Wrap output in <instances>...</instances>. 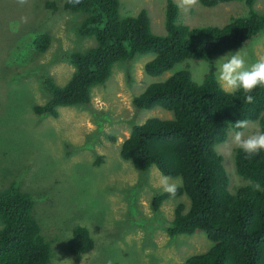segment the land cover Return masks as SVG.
Wrapping results in <instances>:
<instances>
[{
    "label": "rangeland",
    "instance_id": "obj_1",
    "mask_svg": "<svg viewBox=\"0 0 264 264\" xmlns=\"http://www.w3.org/2000/svg\"><path fill=\"white\" fill-rule=\"evenodd\" d=\"M47 2L58 10L51 12ZM63 2L0 0V71L11 64L5 77L9 89L0 77V190L15 181L32 195L34 215L51 246L52 264H184L188 257L212 246L201 231L175 237L167 233L176 207L181 204L188 210L190 201L185 196L168 199L158 211L153 210L152 198L164 193L156 185L161 173L154 166L144 172L135 170L120 153L134 125L149 118H173L162 108L137 110L132 99L180 70L190 71L193 81L200 84L208 63L189 60L151 77L144 73V65L154 55H137L130 62L116 63L108 81L92 90L88 104L58 108L57 118L37 116L31 107L43 105L49 98L42 86L43 77L50 76L64 85L74 70L66 56L95 44L93 39L77 35L82 15L65 11ZM119 2L122 17L146 10L151 32L166 35V0ZM251 10L262 14L264 0H254L252 8L240 1L215 7L198 3L188 11L179 9L176 23L195 29L222 27ZM42 34H48L51 42L46 52L37 54L31 50L32 43ZM242 48L247 53L246 66L264 56V31L241 47L214 57V72L219 59ZM257 127V122H249L242 131ZM234 134L229 130L225 142L215 147L223 158L232 194L250 184L235 169ZM99 159L100 164H96ZM172 182L182 185L180 178H172ZM77 226L86 227L95 244L80 260L67 250Z\"/></svg>",
    "mask_w": 264,
    "mask_h": 264
},
{
    "label": "trees",
    "instance_id": "obj_2",
    "mask_svg": "<svg viewBox=\"0 0 264 264\" xmlns=\"http://www.w3.org/2000/svg\"><path fill=\"white\" fill-rule=\"evenodd\" d=\"M236 1L249 8L254 4V0L199 3L215 7ZM46 6L53 13L58 10L54 3L47 2ZM62 8L82 15L77 35L93 39L95 44L66 56L74 70L64 85L50 76L43 77L42 86L49 98L43 105H33L32 112L57 118L58 108L88 104L92 90L108 81L113 66L130 62L137 55H154L144 65V73L151 77L189 60L206 61L208 70L200 84L193 81L190 71L180 70L163 82L152 83L132 99L137 110L162 108L173 118H149L134 125L121 145L120 155L135 170L144 172L154 166L163 175L181 179L174 196L159 194L152 198V207L158 211L166 200L181 196L190 201L188 210L181 204L176 207L167 233L175 237L201 231L212 246L188 257L184 264H264V151L249 158L240 149L234 150L236 172L250 182L234 194L228 191L223 158L215 151L225 142L229 130L242 131L234 127L239 120L257 122L264 130V87L251 93L254 102L248 104L242 91L224 93L212 68L214 57L241 47L264 31V12L251 10L249 15L232 18L222 27L195 29L177 24L179 9L173 0H166V35L157 36L151 32L146 10L122 17L119 0H81L75 5L64 0ZM50 42L48 34L38 35L31 50L42 54ZM10 70L11 64H5V71H0L5 89H9L5 77ZM7 112L11 114V110ZM15 183L0 190V264H52L51 246L34 215L32 195ZM256 183L260 185L258 191L253 188ZM94 246L89 230L77 226L67 250L80 260Z\"/></svg>",
    "mask_w": 264,
    "mask_h": 264
},
{
    "label": "clouds",
    "instance_id": "obj_3",
    "mask_svg": "<svg viewBox=\"0 0 264 264\" xmlns=\"http://www.w3.org/2000/svg\"><path fill=\"white\" fill-rule=\"evenodd\" d=\"M21 4L26 0H19ZM70 4H79L81 0H68ZM199 0H176V7L181 11H188L195 7ZM247 53L243 48L235 54H227L216 62V78L223 92L233 94L242 91L245 102L252 104L254 96L251 94L257 87H264V56L259 57L254 63L246 66ZM249 122L239 120L235 123L236 129H247ZM232 144L251 158L264 151V130L258 127L251 131H236ZM159 190L169 195H175L177 185L172 182V177L161 174L156 182ZM254 190H260L259 183L253 185Z\"/></svg>",
    "mask_w": 264,
    "mask_h": 264
}]
</instances>
